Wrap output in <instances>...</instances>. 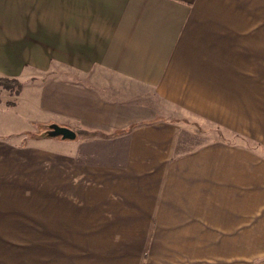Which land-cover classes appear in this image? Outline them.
I'll list each match as a JSON object with an SVG mask.
<instances>
[{
	"label": "crops",
	"instance_id": "crops-1",
	"mask_svg": "<svg viewBox=\"0 0 264 264\" xmlns=\"http://www.w3.org/2000/svg\"><path fill=\"white\" fill-rule=\"evenodd\" d=\"M212 1L0 0V264H264V48Z\"/></svg>",
	"mask_w": 264,
	"mask_h": 264
},
{
	"label": "rangeland",
	"instance_id": "rangeland-1",
	"mask_svg": "<svg viewBox=\"0 0 264 264\" xmlns=\"http://www.w3.org/2000/svg\"><path fill=\"white\" fill-rule=\"evenodd\" d=\"M239 2L238 0H215L212 1L211 5L204 6L200 8L199 14L206 15L208 17L207 20H213L214 22L207 23V26H214L215 29H220L222 31H237L235 36H238L236 39H232V41H239V56L240 53L244 50H249V48L254 47L255 45L261 46L264 48V6H254V5H248L244 6L246 4V0H242V3H244L243 6H231L234 3ZM248 2V1H247ZM250 4L253 2H256L254 0L249 1ZM218 4V5H217ZM225 4V5H224ZM239 32V33H238ZM0 90L5 91L10 96H14V91L11 89V91L4 90L1 87L0 84ZM11 104V103H10ZM198 129L200 132H203L207 129L208 132H203L204 134H209V139L211 137L210 133H214L215 138L221 139V135L223 136V133H221V128L217 126H212L211 124H208V126H199L198 124H192ZM36 123L28 124L24 122L23 128L21 132L18 134L21 138L22 136L28 138L29 134L32 132V138H40L41 136H44V132L48 130V128L51 129V126H38V129H36ZM62 128V127H61ZM53 130V129H52ZM37 131V132H36ZM56 132V131H55ZM75 137L79 135L76 132H74ZM74 137V138H75ZM58 139L62 140V136L58 135ZM233 144L238 145L240 137L237 135L233 136ZM44 140V139H43ZM52 141V139H46V141ZM26 142V140L24 141ZM247 146H249V142L247 141ZM43 170H46V163L44 162ZM249 231L247 232L249 236ZM261 243H264V241H259ZM252 248H246V251L248 254L250 253ZM260 249V248H257ZM264 250V247L261 248Z\"/></svg>",
	"mask_w": 264,
	"mask_h": 264
},
{
	"label": "trees",
	"instance_id": "trees-1",
	"mask_svg": "<svg viewBox=\"0 0 264 264\" xmlns=\"http://www.w3.org/2000/svg\"><path fill=\"white\" fill-rule=\"evenodd\" d=\"M0 84L1 87L5 90L11 91V89H13L14 91V95H18L20 93V91L22 90V84H20L18 81L13 80V79H0ZM9 106L11 105L10 103L8 104ZM52 129L48 128L47 131L44 132V136H41L40 138H32V133L29 134L28 138H32V139H56L57 136H51L48 134V132H51Z\"/></svg>",
	"mask_w": 264,
	"mask_h": 264
},
{
	"label": "water",
	"instance_id": "water-1",
	"mask_svg": "<svg viewBox=\"0 0 264 264\" xmlns=\"http://www.w3.org/2000/svg\"><path fill=\"white\" fill-rule=\"evenodd\" d=\"M51 129H53L51 132H48L49 135L51 136H58L61 135L62 138L64 139H74L75 134L74 132L65 129V128H61L58 126H51ZM56 131V132H55Z\"/></svg>",
	"mask_w": 264,
	"mask_h": 264
}]
</instances>
